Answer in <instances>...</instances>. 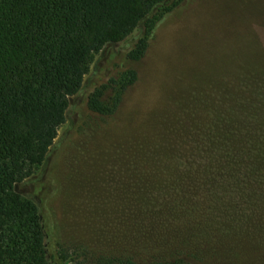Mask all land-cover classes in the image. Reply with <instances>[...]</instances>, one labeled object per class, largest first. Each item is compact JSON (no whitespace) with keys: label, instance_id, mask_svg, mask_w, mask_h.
<instances>
[{"label":"rangeland","instance_id":"rangeland-1","mask_svg":"<svg viewBox=\"0 0 264 264\" xmlns=\"http://www.w3.org/2000/svg\"><path fill=\"white\" fill-rule=\"evenodd\" d=\"M144 32L94 54L47 159L16 186L43 213L52 263L62 243L87 247L91 264H264L263 198L219 183L235 138L264 140V0H183L144 57L125 58ZM129 69L138 78L117 110L89 109Z\"/></svg>","mask_w":264,"mask_h":264},{"label":"trees","instance_id":"trees-1","mask_svg":"<svg viewBox=\"0 0 264 264\" xmlns=\"http://www.w3.org/2000/svg\"><path fill=\"white\" fill-rule=\"evenodd\" d=\"M168 1L0 0V264H53L43 213L16 186L47 159L94 54L144 23V34L124 52L128 59L144 57L157 25L183 0ZM137 78L129 69L102 83L90 94L89 109L112 115ZM110 87L116 93L106 101ZM246 131V137L235 138L239 142L223 163L226 178L219 183L234 186L237 198L251 203L264 200V140L255 141L249 135L257 133ZM56 254L62 264H91L88 248L81 245L60 243ZM97 264L141 263L133 255H119L100 256Z\"/></svg>","mask_w":264,"mask_h":264}]
</instances>
